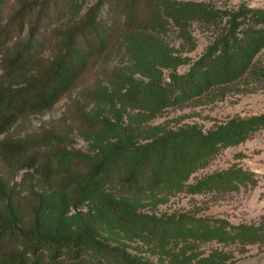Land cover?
<instances>
[{
    "label": "rangeland",
    "instance_id": "374dc122",
    "mask_svg": "<svg viewBox=\"0 0 264 264\" xmlns=\"http://www.w3.org/2000/svg\"><path fill=\"white\" fill-rule=\"evenodd\" d=\"M25 1L0 0V89L20 86L44 73L66 52L69 41L76 40L72 55L74 71L56 91L53 102L46 108L18 116L1 136L29 138L48 131L56 134L55 140L44 142L25 154L0 155V175L6 174L10 186H17L14 203L26 227L35 226L32 210L38 206V201L29 194L28 183L26 186L22 181L26 170L18 168L19 160L33 153L45 159L56 150L107 153L119 142L118 134L100 130L89 120L119 124L136 142L142 143L187 125L209 131L232 119L264 116V81L254 78L240 79L222 89L223 86H217L213 92L191 94L180 103L152 113L130 107L125 101L137 86L148 84L179 93L180 82L177 81L184 80L191 66L206 54L220 27L190 18L183 33L172 19H161L166 16L162 12L160 17H152L155 14L143 10L137 28L127 31L121 10L123 0H30L35 7L20 21L14 14ZM171 1L174 5L203 3L216 10H235L241 5L264 8V0ZM88 17L93 19L91 27L75 37L74 27ZM33 26L36 34L29 41L31 62L12 76L3 77L7 59L28 42ZM74 60L79 65H75ZM233 169L251 172L254 183L247 181L237 188L201 193L188 189V185L207 175ZM26 174L37 190L51 195L50 206L43 217L46 232L68 237L80 232L91 235L102 242L107 247L106 253L115 259L129 256L144 264H179L171 254L183 246V241L174 245L160 234L143 231L131 219L128 223L119 221L118 215L106 204V196L121 202L127 212L139 214L141 220L190 213L196 217L223 219L233 226L258 224L264 220V126L252 130L237 144L219 146L216 153L189 172L180 190H171L173 184L167 183L161 190L136 194L121 190L115 180L88 200L78 201L60 189V184L64 178L78 175L79 170L58 167L48 179L31 171ZM6 202L7 198L0 202V217L6 216ZM79 212L94 214L96 219L93 223L76 221L74 216ZM6 244V248L20 247L15 237ZM171 248L175 251L170 253ZM191 251L197 254L194 262L215 251H224L228 253L224 264H264V242L236 240L226 244L212 240L195 243L186 254Z\"/></svg>",
    "mask_w": 264,
    "mask_h": 264
},
{
    "label": "trees",
    "instance_id": "16d2710c",
    "mask_svg": "<svg viewBox=\"0 0 264 264\" xmlns=\"http://www.w3.org/2000/svg\"><path fill=\"white\" fill-rule=\"evenodd\" d=\"M34 7L33 1L26 0L15 12L14 18L24 21ZM121 10L127 31L137 28L143 10L148 11V14H155L152 17H160L162 12L166 16L161 19H172L183 33L190 18H198L211 26L220 27L218 36L206 54L191 66L184 80L177 81L180 82L179 93L154 88L150 84L137 86L125 100L130 107L144 108L152 113L180 103L191 94L213 92L217 86H223L220 87L222 89L243 78L264 81V8L241 5L235 10H216L196 2L174 5L171 0H123ZM163 21L165 20L161 22ZM92 23L93 19L88 17L76 24L73 29L75 37L86 32ZM34 30L35 26L31 28L28 42L7 59L3 77L12 76L31 62L28 59L32 50L29 41L35 37ZM75 42L76 40L69 41L66 52L58 56L44 73L30 78L20 86L0 89V155L9 157L25 154L44 142L56 139V134L49 131L29 138L1 136L18 116L29 110L46 108L53 102L56 91L74 71L72 55L75 52ZM1 53L0 48V55ZM82 61L81 58L80 63ZM74 64L79 65L75 60ZM89 123L95 124L100 130L117 133L119 142L102 154L56 150L50 152L45 159L39 153H33L19 160L18 168L26 170L22 181L26 186L28 183L29 194L38 201V206L32 210L35 226L29 228L22 224V215L14 203L17 186H10V178L6 174L0 175V202L7 198L6 216L0 217V264H144L129 256L117 259L110 257L102 242L83 232L75 237L56 236L46 232L43 229V217L50 206L51 195L44 190H37L26 173L31 171L48 179L58 167L79 170L78 175L64 178L60 184V189L67 191L78 201L88 200L115 180L121 190L136 194H142L146 190H161L167 187V183L173 184L171 190H180L184 187L182 181L188 178L187 175L198 163L201 165L216 153L219 146L245 140L252 130L264 126V116L246 120L232 119L209 131L187 125L142 143L136 142L119 124L97 120H89ZM247 181L254 183L251 172L233 169L207 175L188 185V189L194 193L231 189ZM105 201L118 215L119 221L128 223V219H131L143 231L160 234L174 245L183 241V246L177 252H172L175 251L172 248L170 251L171 257L179 264L225 263L228 253L224 251H215L194 262L197 254L192 251L186 253L197 242H264V220L254 225L233 226L223 219L196 217L190 213L141 220L139 214L127 212L121 202L110 196H106ZM74 218L76 221L87 220L93 223L96 215L79 212ZM13 237L18 239L20 247L6 248V243Z\"/></svg>",
    "mask_w": 264,
    "mask_h": 264
}]
</instances>
